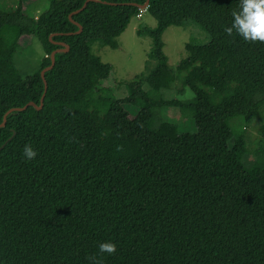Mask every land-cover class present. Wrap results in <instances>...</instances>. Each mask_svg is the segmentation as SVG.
I'll use <instances>...</instances> for the list:
<instances>
[{"label":"trees","instance_id":"trees-1","mask_svg":"<svg viewBox=\"0 0 264 264\" xmlns=\"http://www.w3.org/2000/svg\"><path fill=\"white\" fill-rule=\"evenodd\" d=\"M84 1L49 0L34 16L23 0L0 8V123L8 109L39 103L55 42L69 46L44 73L43 106L11 111L0 127V147L11 137L0 148V264H264V153L245 168V136L228 125L264 105V43L224 32L239 0H149L156 26L143 29L156 66L129 80L122 98L103 84L111 65L90 44L116 48L146 0L89 1L71 15L76 32L69 14ZM186 19L210 40L186 43L172 69L162 33ZM32 35L43 56L24 77L14 55ZM178 79L175 96L163 97ZM162 106L190 109L196 130L161 120ZM25 144L34 160L23 158ZM104 241L116 243L114 255L99 253Z\"/></svg>","mask_w":264,"mask_h":264},{"label":"rangeland","instance_id":"rangeland-1","mask_svg":"<svg viewBox=\"0 0 264 264\" xmlns=\"http://www.w3.org/2000/svg\"><path fill=\"white\" fill-rule=\"evenodd\" d=\"M26 7L25 13L29 16L39 14L49 5V0H23ZM16 5V0H0V8L10 9ZM156 19L147 11L139 16H133L125 30L117 37L118 46L112 48L104 45L101 40H94L90 44L91 53L98 56L102 62L109 63L111 70L103 84L112 86L116 98L127 95L126 83L135 75L148 73L156 66V59L149 58L153 47V38L143 28L153 29ZM142 29V33L138 30ZM210 40L209 33L192 19H186L182 25L168 26L162 33L163 52L165 53L170 68L175 69L179 60L186 57L185 45L188 42L205 44ZM43 56L42 45L34 36H22L14 55V61L19 73L26 77L33 73L39 66ZM179 83V84H178ZM180 87V79L173 84V89L162 90V96L172 98L176 89ZM145 90L149 86L145 84ZM187 91L181 97L190 96ZM130 116L136 112V108L126 105ZM158 117L161 120L173 123L180 133H193L195 123L190 109H181L178 106H162L158 109ZM264 123V105L253 114L250 121H245L241 115H235L228 120V125L233 137L244 134L246 141L245 153L242 156V164L250 168L256 160V150L264 153V139L259 133V126Z\"/></svg>","mask_w":264,"mask_h":264},{"label":"clouds","instance_id":"clouds-1","mask_svg":"<svg viewBox=\"0 0 264 264\" xmlns=\"http://www.w3.org/2000/svg\"><path fill=\"white\" fill-rule=\"evenodd\" d=\"M231 15V25L224 28L228 36H232L235 31L246 42L264 43V0H239L238 8L233 10ZM22 155L25 160H34L37 151L32 145L25 144ZM98 249L101 255H114L117 245L112 241H104L99 243ZM88 259L92 264H103V259L97 256H90Z\"/></svg>","mask_w":264,"mask_h":264},{"label":"water","instance_id":"water-1","mask_svg":"<svg viewBox=\"0 0 264 264\" xmlns=\"http://www.w3.org/2000/svg\"><path fill=\"white\" fill-rule=\"evenodd\" d=\"M89 1H99V0H85V1L83 2V4L81 5L80 8H78L77 10H75V11H73V12H71V13L69 14V18H70V20H71L72 22H74V23L78 26V30H77L76 32H80V31L82 30V26H81L78 22L74 21V20L72 19L71 15L74 14V13H77L78 11L82 10L83 8H85V6L87 5V3H88ZM148 4H149V0H146L143 4H139L138 6L141 7V8H144V7H146ZM52 35H53V34H51L50 37H51ZM51 41H53V40H51ZM53 42H55V41H53ZM55 43L60 44L62 47H61V48L54 49V50L51 52V55H50L51 63H50L48 66L44 67V68L40 71V75H41V78H42L43 83H44V90H43V93L41 94V97H40V99H39V103L37 104V103H35V102H33V101H29V102H27L26 104H24V105L21 106V107H14V108H10V109H8V110L5 112L4 116H3V120H2V122L0 123V127L4 126V125L6 124V116H7V114L10 113L11 111H20V110H24V109H26L28 106H33L35 109H40V108L43 106L44 96H45V92H46V89H47V82H46V79H45L44 73H45V71L51 69L52 66L54 65V63H55V53H56V52H59V51H67V50L69 49V46H68L67 44H64L63 42H55ZM10 138H11V137H9V138L7 139V141H8ZM7 141H6V142H7ZM6 142H5V143H6ZM5 143H4V144H5ZM4 144H3L2 146H4ZM2 146H1V147H2ZM1 147H0V148H1Z\"/></svg>","mask_w":264,"mask_h":264},{"label":"built area","instance_id":"built-area-1","mask_svg":"<svg viewBox=\"0 0 264 264\" xmlns=\"http://www.w3.org/2000/svg\"><path fill=\"white\" fill-rule=\"evenodd\" d=\"M143 11H146V7L144 8L139 7V12L137 15L139 16Z\"/></svg>","mask_w":264,"mask_h":264}]
</instances>
